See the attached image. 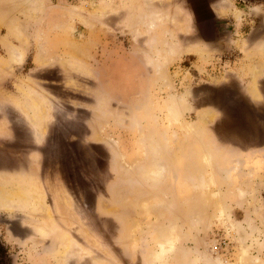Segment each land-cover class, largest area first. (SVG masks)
Segmentation results:
<instances>
[{"label": "rangeland", "instance_id": "rangeland-1", "mask_svg": "<svg viewBox=\"0 0 264 264\" xmlns=\"http://www.w3.org/2000/svg\"><path fill=\"white\" fill-rule=\"evenodd\" d=\"M253 79L264 0H0L10 262L153 264L177 226L163 264H264Z\"/></svg>", "mask_w": 264, "mask_h": 264}, {"label": "crops", "instance_id": "crops-1", "mask_svg": "<svg viewBox=\"0 0 264 264\" xmlns=\"http://www.w3.org/2000/svg\"><path fill=\"white\" fill-rule=\"evenodd\" d=\"M254 81L253 82H255V84H258V86H256V89H257V91H256V89H255V91L254 92H256L255 93V95H257L258 93L257 92H259L260 91V89H262V90H264V88H263V86H262V88L260 87L261 86V84L263 83L264 84V81L262 82V79H253ZM247 82V81H246ZM245 83V82H244ZM260 84V85H259ZM252 88H255V87H252ZM254 92H251L252 94L254 93ZM204 161H205V163H212V159H211V157L210 156H208V155H206L205 157H204ZM161 167V170H155V169H157L158 167ZM158 167H156V168H154V169H152V170H150L149 172H148V175H150L151 177H153V178H163L164 177V175H165V173H166V164H164V163H161V164H159L158 165ZM154 171V172H153ZM159 171V172H158ZM158 174V175H157ZM159 174H161V175H159ZM244 193L243 192H240V195H243ZM33 206L34 207H37L39 210H44V212H46V213H43V215L45 216V219L47 220H49V212H48V210L45 208V206H44V203L43 202H40V197L39 196H37V201L36 202H34L33 203ZM172 237H175V239H176V241H175V247H174V250L173 251H171V252H174V251H176L178 248H179V245L181 244V239H182V236H181V234H180V229H179V227H177V226H172V228H171V230L169 231V233H168V235H167V240H166V242H164V243H159V248L157 249V251H155V253H153V255H152V258H153V264H163L164 263V261L166 260V256L169 254V253H171V252H169V253H165L160 259H157V257H156V255H157V253H158V251L160 250V248H161V245H167L169 242H170V239L172 238ZM169 240V241H168ZM168 241V242H167ZM156 262H158V263H156Z\"/></svg>", "mask_w": 264, "mask_h": 264}, {"label": "bare ground", "instance_id": "bare-ground-1", "mask_svg": "<svg viewBox=\"0 0 264 264\" xmlns=\"http://www.w3.org/2000/svg\"><path fill=\"white\" fill-rule=\"evenodd\" d=\"M162 167V166H161ZM161 167L159 166L157 169H155L156 171L159 169V170H161ZM154 172V171H153ZM159 172V171H158ZM158 175V174H157ZM159 175H161V174H159ZM177 239V238H176ZM176 239H175V237H172L171 239H170V242L167 244V245H161V249L158 251V253H157V255H156V257H157V259H160L165 253H169L172 249H174V247H175V241H176ZM169 241V240H168ZM167 241V242H168ZM243 247H245V246H243Z\"/></svg>", "mask_w": 264, "mask_h": 264}, {"label": "trees", "instance_id": "trees-1", "mask_svg": "<svg viewBox=\"0 0 264 264\" xmlns=\"http://www.w3.org/2000/svg\"><path fill=\"white\" fill-rule=\"evenodd\" d=\"M0 264H11L8 252L4 245L0 242Z\"/></svg>", "mask_w": 264, "mask_h": 264}, {"label": "flooded vegetation", "instance_id": "flooded-vegetation-1", "mask_svg": "<svg viewBox=\"0 0 264 264\" xmlns=\"http://www.w3.org/2000/svg\"><path fill=\"white\" fill-rule=\"evenodd\" d=\"M8 252V251H7ZM12 264V263H11Z\"/></svg>", "mask_w": 264, "mask_h": 264}]
</instances>
